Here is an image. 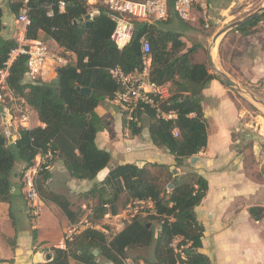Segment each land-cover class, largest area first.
I'll use <instances>...</instances> for the list:
<instances>
[{"label":"trees","instance_id":"16d2710c","mask_svg":"<svg viewBox=\"0 0 264 264\" xmlns=\"http://www.w3.org/2000/svg\"><path fill=\"white\" fill-rule=\"evenodd\" d=\"M21 5L22 0L11 4L16 16ZM27 5L30 24L25 37L37 39L42 33L64 51L73 53L75 60L58 67L55 81L50 82L42 78H27L26 54H19L12 61L6 78L7 86L14 97L22 98L36 111L44 126L20 128L18 138L9 145L0 132V201H9L13 194L11 189L17 187L16 179L21 181L22 172L15 171V161L20 160L25 169L37 154L48 150L53 157L62 159L72 178L93 180L99 171L109 166V152L98 148L95 143V135L102 129V120L95 108L105 99L112 100L119 88L110 75L112 68L119 66L124 72L141 68L142 36L150 44L151 80L170 85V96L162 107L177 114L174 120L165 121L155 118L150 112L148 133L151 141L174 156L175 166L205 148L207 130L201 91L212 78H219L210 73L204 63L193 61L195 47H187L178 33L159 28L154 23L135 22L129 43L119 49L112 39L115 22L102 8H96L94 15L80 21L89 13L88 7L80 0L68 1L64 11L58 9L56 0H27ZM49 6L52 15L47 14ZM1 16L0 6V68H3L9 53L18 43L15 38L1 35ZM260 21H264V11L235 30L248 35ZM78 87L87 88L88 93H81ZM0 91L2 93L3 90ZM122 120L131 134L141 131V126ZM174 129L177 130L176 136ZM153 168L160 169L163 176L155 175ZM40 176V196L55 203L67 220L74 222L77 211L72 210L67 196L46 186L48 170H42ZM169 184L171 190L166 192L165 186ZM21 185L20 182L17 188L20 189ZM207 190V179L197 172L175 175L167 164L156 162L142 166L117 164L109 169L100 184L95 183L82 194L84 198L90 196L96 200L92 208L93 217L100 220L108 213L116 214L122 194L127 200H150L155 213L146 217L133 216L109 238L100 230L87 228L72 238V244L65 238L64 248L52 247L51 259L37 264H71V260L100 264L99 257L112 264H125L128 249L150 246L154 260L149 264H212L209 257L200 251L204 228L194 212ZM248 212L254 220L264 217L262 206H251ZM150 219L159 220L157 232ZM176 236L182 237V254L176 253L172 245Z\"/></svg>","mask_w":264,"mask_h":264},{"label":"crops","instance_id":"0c3cea01","mask_svg":"<svg viewBox=\"0 0 264 264\" xmlns=\"http://www.w3.org/2000/svg\"><path fill=\"white\" fill-rule=\"evenodd\" d=\"M11 1L0 0L1 35L6 38L17 37L14 26L18 23L11 10ZM39 39L47 42L60 55L71 57L68 60H75L73 53L64 51L53 39L42 33ZM216 60L222 64V71L238 85L239 81L231 75L232 71L246 73L247 84H258L259 91L264 95V21L252 27L248 35H242L235 29L226 32L221 38ZM56 67L48 63L42 79L55 81ZM5 92L10 102L0 103V122L3 121L6 126L7 112L22 109L29 117L27 128L44 126L38 120L36 111L22 98L14 97L9 89H5ZM239 103L240 98L230 95L227 86L219 79L212 78L201 91L207 145L194 156L195 162L188 159L175 166L174 156L165 148L153 144L148 129L131 134L123 125L116 106L111 100L105 99L95 108L102 120V129L96 133L95 143L98 148L109 152V166L99 171L93 180L76 179L69 176L62 159L55 156L50 161L46 186L66 195L71 200L72 210L77 211L79 207H85V198H78L76 206L74 196L79 197L80 193L91 189L95 183L100 184L109 169L117 164L142 166L147 162L163 163L170 169L175 168L176 174L189 163L193 164L197 173L208 181L206 195L194 209L196 219L204 228L200 251L209 257L212 264H264V217L254 220L248 212L251 206L264 207V177L261 175L264 153L257 143V137L259 140H263V137L252 132L256 143L251 147L243 146L250 136L244 128L249 122L245 121L246 112ZM239 127L244 128V133L241 141L236 142L233 135ZM10 129L13 138L17 139V127L13 125ZM22 166L20 160L15 161L14 169ZM11 192L13 194L9 201H0V264L49 261L52 247H65L64 233L72 230V224L52 201L42 198L36 212H33L35 208L30 207L25 200L22 188L13 187ZM24 204L29 208L28 219L24 215ZM47 255H50L49 259ZM70 262L82 264L75 260Z\"/></svg>","mask_w":264,"mask_h":264},{"label":"built area","instance_id":"2783aa9c","mask_svg":"<svg viewBox=\"0 0 264 264\" xmlns=\"http://www.w3.org/2000/svg\"><path fill=\"white\" fill-rule=\"evenodd\" d=\"M68 1L70 0H56L58 9L64 11ZM80 1L88 9L93 8L95 12H97L96 8L104 9L106 14L115 22L112 39L119 49L129 43L135 22L153 24L166 19L173 13L181 21L193 23L196 21V15L200 13L204 17V20H206V10L208 9V0ZM28 10L27 0H22V5L16 16V22L20 28L15 38L18 45L9 53L4 67L0 68V90L9 89L6 83L9 67L19 54L27 55V78L30 80L43 78L48 63H53L55 66L61 67L70 61L52 50L47 42L39 38L27 39L25 37L26 28L30 24ZM47 14L52 15L50 6ZM205 25L207 26V24ZM140 45L142 53V66L140 69L124 72L119 66H116L110 70L111 77L119 87L111 101L126 122L133 123L136 126H141L142 120L148 118L150 112L154 114L155 118L165 121L174 120L177 116L176 112L173 110H165L162 107L170 96L167 83L158 84L151 80L150 44L145 36L140 38ZM1 96L2 93L0 91V101L2 100ZM15 112H18V117L15 118L12 117L11 113L7 112L10 117L5 122L6 126L3 121L0 122V125L3 126L0 132L6 137V143L8 145L13 144L16 140L11 134V126L14 125L19 130L22 127L27 128L29 123V117L24 110L18 109ZM173 134L175 136L177 135L176 129L173 130ZM52 158L53 156L50 150L46 153H39L32 160V163L22 171V192L30 207L35 208L33 212H36V208L42 202L37 185L38 177L42 170H48ZM88 228L100 230L105 235L108 232L107 229L99 228L97 225L95 227L89 226ZM73 229H75L74 225H72Z\"/></svg>","mask_w":264,"mask_h":264},{"label":"rangeland","instance_id":"374dc122","mask_svg":"<svg viewBox=\"0 0 264 264\" xmlns=\"http://www.w3.org/2000/svg\"><path fill=\"white\" fill-rule=\"evenodd\" d=\"M9 2L10 1H8V3ZM18 2H21V0H12L10 4H16ZM208 3H209L208 9L206 10V16H205L206 20H204V17L200 13L196 15V21L188 24L182 22L176 15L171 13L166 19H163L162 21L159 22H155L154 24H156L157 27L162 28L164 30H169L178 33L181 36L182 40H184V42L186 43L187 47L194 46L196 50L192 54L193 61L204 63L209 69V72L216 75V73L213 71L212 67L210 66L209 58H208V49L210 43L212 42V38L214 34L226 24L238 20L243 16H245L246 14L253 12L254 10L258 9L261 6H264V0H209ZM89 13H91L92 16L96 12L93 8H89ZM205 24H207V26ZM14 30H15V34L17 35L20 30L19 24H16L14 26ZM220 42H221V38H219L216 41L214 54H215V67L222 70L221 69L222 64L218 63L216 60ZM241 43H243V41ZM68 58L70 59L71 57L67 56V59ZM56 69L57 67L54 68L55 71ZM232 73L233 74L231 75L233 77H236L237 81H239L238 83L242 88V90L236 91L234 88L228 86L225 82H223V84L230 89V95L240 98L239 105L243 107V109H245L246 112L245 121H248L249 124L246 125V127L244 128H246L249 131L250 136L248 137V140L244 141L243 146L251 147L253 143H256V140L252 138V134H253L252 132H254L255 134L257 133V135L263 137V140H259V138L257 137V143L261 145L262 153H264V106L261 103L255 101L251 97V95H253L264 103V95L259 91L258 84L257 85L247 84L248 75L246 73L242 72L241 74H237L234 71H232ZM167 85L168 88H170V85L169 84ZM1 97H2L1 99L4 101L3 102L4 104H8L10 102L9 96L6 94L5 90L2 91ZM10 113L13 118L18 117L17 114L18 112L16 113L14 110H10ZM7 117L9 118L10 115L8 114ZM148 123H149L148 118L143 119L141 123V129H148ZM244 128L239 127L238 131L234 133L233 139L236 142L241 141V137L244 133L243 132ZM22 169L23 166L17 167L15 168V171L21 174ZM180 171L181 172L178 174L197 172L194 169L193 164L190 163L189 166L182 168ZM153 173L155 175H160L161 177L163 176V172L158 168H153ZM261 175L264 177V164L261 169ZM16 182H17V187H19L21 182L20 178L16 179ZM41 184H42V180H41V176L39 175L37 180L38 189ZM165 190L166 192H169L171 190V186L170 185L165 186ZM82 194L83 192L80 193L79 195L77 194L79 197L74 196V199L71 197V199L74 200V205L78 206V202H79L78 198L83 197ZM95 202H96L95 199L91 198L90 196H86L85 207L81 206L77 210V217L75 221L71 223L72 225H74L75 229H73L71 232L67 231L64 233V238H67L69 242H71V244L73 242L72 238L76 235H79L81 231L87 229L89 226L95 227L97 225L99 228L107 229L108 232L106 235L109 238L116 232L120 231L130 221V219L133 216L139 215L141 217H146L149 216L150 214L155 213L153 210V203L150 200H127L126 195L122 194L117 202V213L111 216L106 214L102 219L96 220L93 217V213H92V208L95 205ZM28 209L29 208L26 206V204H24V215L25 218L27 219H28V212H27ZM30 213L31 212H29V214ZM150 220L154 227V231L157 232L160 228L159 220L157 219H150ZM172 245L175 248L176 253H181L180 250L184 248V245H182V237L176 236L172 242ZM99 259H100V264H112L111 262H108L101 257H99ZM153 260L154 257L152 254V246L147 248L128 249L124 257L125 264H133L135 262H138L140 264H149Z\"/></svg>","mask_w":264,"mask_h":264},{"label":"water","instance_id":"95a60500","mask_svg":"<svg viewBox=\"0 0 264 264\" xmlns=\"http://www.w3.org/2000/svg\"><path fill=\"white\" fill-rule=\"evenodd\" d=\"M264 11V6L259 7L258 9L254 10L253 12H250L248 14H246L245 16H243L242 18L235 20L233 22H230L228 24H226L225 26H223L222 28H220L213 36L212 38V42L210 43L209 49H208V58H209V63L210 66L212 67L213 71L216 73V76L221 79L223 82H225L228 86L234 88L236 91H241L242 88L234 81L232 80L226 73H224L222 70L218 69L217 67H215V46H216V41L219 38H222L224 36V34L226 32H228L229 30L235 29L238 26H241L247 22H249L250 20H252L253 18L257 17L260 13H262ZM91 17V13H87L84 17L80 18V21L84 20V19H89ZM75 22V21H74ZM60 71V69L58 70V72ZM78 90L81 93H88V89L85 87H78ZM251 97L261 103L264 106V103L256 98L255 96L251 95ZM196 158L192 157L191 161L195 162ZM171 171L176 174V169L175 168H171ZM16 176V173L14 174V177ZM171 185V184H169ZM149 225V224H148ZM94 253H96V251H94ZM50 258V255H47V259Z\"/></svg>","mask_w":264,"mask_h":264}]
</instances>
